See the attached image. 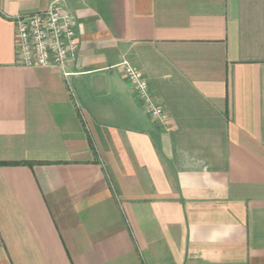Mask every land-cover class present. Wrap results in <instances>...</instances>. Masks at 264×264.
Segmentation results:
<instances>
[{"label": "crops", "instance_id": "1", "mask_svg": "<svg viewBox=\"0 0 264 264\" xmlns=\"http://www.w3.org/2000/svg\"><path fill=\"white\" fill-rule=\"evenodd\" d=\"M54 1L68 78L15 52ZM0 162V264H264V0H0Z\"/></svg>", "mask_w": 264, "mask_h": 264}, {"label": "built area", "instance_id": "2", "mask_svg": "<svg viewBox=\"0 0 264 264\" xmlns=\"http://www.w3.org/2000/svg\"><path fill=\"white\" fill-rule=\"evenodd\" d=\"M15 52L23 66H52L68 78L67 62L76 58L81 43L78 39V22L75 14L59 1L52 2L43 10L22 13L14 17ZM125 75L138 101L156 120L168 117L164 105L151 93L144 72L129 61H124ZM73 97L76 93L69 83Z\"/></svg>", "mask_w": 264, "mask_h": 264}, {"label": "trees", "instance_id": "3", "mask_svg": "<svg viewBox=\"0 0 264 264\" xmlns=\"http://www.w3.org/2000/svg\"><path fill=\"white\" fill-rule=\"evenodd\" d=\"M3 162H0V164H2Z\"/></svg>", "mask_w": 264, "mask_h": 264}]
</instances>
